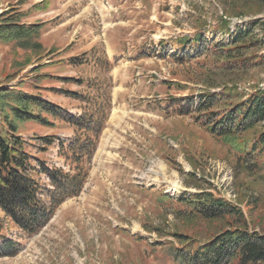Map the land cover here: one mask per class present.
I'll use <instances>...</instances> for the list:
<instances>
[{"label":"rangeland","instance_id":"1","mask_svg":"<svg viewBox=\"0 0 264 264\" xmlns=\"http://www.w3.org/2000/svg\"><path fill=\"white\" fill-rule=\"evenodd\" d=\"M0 15L43 24L38 47L0 43V87L104 118L92 138L97 147L79 164L88 174L82 192L46 226L29 234L0 215V239L19 245L0 264H179L169 251L183 247L175 233L205 242L234 223L203 219L180 201L183 193L209 192L241 209L249 230L264 232V153L256 145L264 121L229 142L196 110L202 93L231 90L246 99L264 90L263 3L0 0ZM252 22L259 24L254 39L235 49L237 29ZM199 35L203 41L185 50L178 42ZM35 112L49 123L19 121L17 135L34 177L52 188L38 164L69 171L78 164L67 158L69 141L94 135Z\"/></svg>","mask_w":264,"mask_h":264},{"label":"trees","instance_id":"2","mask_svg":"<svg viewBox=\"0 0 264 264\" xmlns=\"http://www.w3.org/2000/svg\"><path fill=\"white\" fill-rule=\"evenodd\" d=\"M257 1L264 4V0ZM258 26L257 22H252L247 28H238L235 35L232 34L231 46L235 49L249 46L250 43L244 44V41L254 39L253 33ZM42 27L43 24H20L14 15H0V43H15L26 49L38 47L39 43L34 40L40 36ZM223 28L231 33L229 27ZM201 41L202 35L195 36L192 40L178 39L184 50L190 44L198 45ZM227 50L231 51L233 48ZM223 102L234 104L222 112L213 110ZM36 110L62 117L77 129L92 132L94 135L69 141L68 148L71 152L67 158L78 163L70 168L73 172L51 168L44 163L38 164L37 172L47 176L52 188L41 185L34 177L32 171L35 169L30 162V155L24 148V141L17 135L19 121L49 123ZM196 110L207 118L204 124L213 135L230 142L231 136L249 131L264 121V90L256 91L246 99L231 90L202 93L199 95ZM180 114L189 113L181 109ZM103 121V117H96L94 113L72 115L34 95L0 87V215L3 214L4 218L10 219L19 229L29 234L37 233L46 226L59 205L82 192L88 174L79 164L97 147L92 138H99ZM256 145L264 153V132L258 136ZM59 146L63 150L65 143L60 142ZM179 199L194 206L197 214L205 220L226 217L234 219V223L232 220L228 221L232 227L219 231L205 242L175 233L173 236L183 247L172 246L169 251L179 264H264V232L249 230L241 209L215 199L211 193L205 191L183 193ZM1 222L0 216V226ZM235 224L240 226L233 227ZM18 252L19 245L14 239H0V258L14 256Z\"/></svg>","mask_w":264,"mask_h":264},{"label":"bare ground","instance_id":"3","mask_svg":"<svg viewBox=\"0 0 264 264\" xmlns=\"http://www.w3.org/2000/svg\"><path fill=\"white\" fill-rule=\"evenodd\" d=\"M157 182V181H156Z\"/></svg>","mask_w":264,"mask_h":264}]
</instances>
